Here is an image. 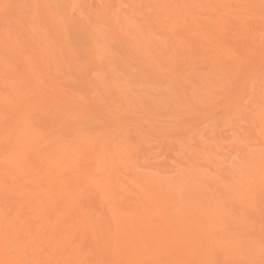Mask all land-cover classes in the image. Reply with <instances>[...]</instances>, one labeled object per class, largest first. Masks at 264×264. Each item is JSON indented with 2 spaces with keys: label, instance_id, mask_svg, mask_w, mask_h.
Masks as SVG:
<instances>
[{
  "label": "bare ground",
  "instance_id": "6f19581e",
  "mask_svg": "<svg viewBox=\"0 0 264 264\" xmlns=\"http://www.w3.org/2000/svg\"><path fill=\"white\" fill-rule=\"evenodd\" d=\"M0 264H264V0H0Z\"/></svg>",
  "mask_w": 264,
  "mask_h": 264
},
{
  "label": "rangeland",
  "instance_id": "374dc122",
  "mask_svg": "<svg viewBox=\"0 0 264 264\" xmlns=\"http://www.w3.org/2000/svg\"><path fill=\"white\" fill-rule=\"evenodd\" d=\"M157 30V32H158V29H156ZM159 33H161V34H164V35H167V33L164 31H160ZM188 39H189V41H192V40H197V37H195L194 35L193 36H189V37H187ZM194 49H195V51L197 52V53H199V55L202 53V51H203V47H199L198 46V44H197V42L196 41H194ZM224 113V110L222 109V108H218L217 110H215L214 111V115L216 116V117H220L222 114ZM158 114H159V116H160V118H161V120H159L158 122H160V123H166V124H169V125H172V122L170 121V116L168 115V110H161V111H159L158 112ZM181 123V122H180ZM227 146H229V144H227L226 145V147ZM151 147H147V146H143L142 147V151H145V152H143V154H147L148 155V153L149 152H151L150 150H148V149H150ZM144 149V150H143ZM164 157H166L165 159H166V161L168 162V160L170 161L169 163H171V160L173 161L174 159H173V157H174V155L172 154V153H166L165 154V156ZM167 158H171V159H168L167 160ZM175 158V157H174Z\"/></svg>",
  "mask_w": 264,
  "mask_h": 264
}]
</instances>
